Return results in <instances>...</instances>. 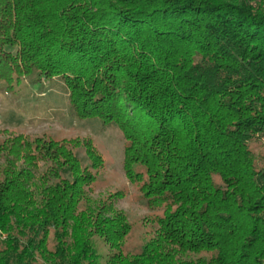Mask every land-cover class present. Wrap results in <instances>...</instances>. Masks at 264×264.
Segmentation results:
<instances>
[{
    "label": "trees",
    "instance_id": "trees-1",
    "mask_svg": "<svg viewBox=\"0 0 264 264\" xmlns=\"http://www.w3.org/2000/svg\"><path fill=\"white\" fill-rule=\"evenodd\" d=\"M0 80H57L71 119L118 129L157 213L129 252L122 193L91 198L103 158L84 145L82 167L69 143L16 137L0 145V264H264L260 3L0 0Z\"/></svg>",
    "mask_w": 264,
    "mask_h": 264
},
{
    "label": "rangeland",
    "instance_id": "rangeland-1",
    "mask_svg": "<svg viewBox=\"0 0 264 264\" xmlns=\"http://www.w3.org/2000/svg\"><path fill=\"white\" fill-rule=\"evenodd\" d=\"M255 2L264 7V0ZM62 87L57 80L52 84L42 82L41 85L25 82L18 84L15 80L10 85L0 82V145L16 137L27 141L41 139L44 142L69 143L82 167L90 164L84 145L92 148L103 158L104 166L97 174L91 198H104L108 192L122 193L115 204L131 226L126 250L139 253L154 235L157 213L149 211L141 202L139 184L134 185L127 180L122 166L124 142L120 132L113 127H103L97 119H71L67 109V96ZM250 149L264 158V138L252 142ZM54 244L51 231L47 249L52 250ZM98 249L102 255H106L105 246L100 245ZM35 264L44 263L38 258Z\"/></svg>",
    "mask_w": 264,
    "mask_h": 264
}]
</instances>
